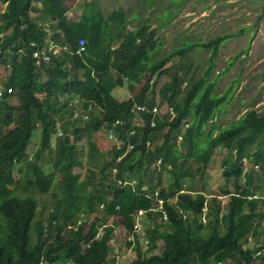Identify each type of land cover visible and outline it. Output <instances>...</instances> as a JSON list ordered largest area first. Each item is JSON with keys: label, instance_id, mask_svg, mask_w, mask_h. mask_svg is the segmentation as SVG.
<instances>
[{"label": "trees", "instance_id": "obj_1", "mask_svg": "<svg viewBox=\"0 0 264 264\" xmlns=\"http://www.w3.org/2000/svg\"><path fill=\"white\" fill-rule=\"evenodd\" d=\"M179 1L169 0L173 12ZM0 2H6L0 13V264H117V235L107 216L122 220V244L132 251L125 264H216L230 257L235 264H257L253 253L264 248V199L246 195L264 185V115L250 107L214 135V121L204 131L231 100L238 81L216 93L219 48L248 27L205 38L184 36L158 55L157 25L141 17L126 26L137 13L123 7L70 19L74 0ZM169 11L163 10V18ZM50 43H57L60 52L48 49ZM36 48L49 61L33 57ZM197 53L203 63L193 62ZM161 76L168 79L157 90L159 100L154 90ZM260 76L264 80V67ZM124 84L130 94L117 99L112 90ZM11 94L15 103L9 101ZM162 103L174 114L169 108L152 111ZM37 128L38 144L31 141ZM98 132L125 144L108 146L109 158L103 159L93 139ZM178 134L182 139L176 143ZM82 135L86 149L76 152ZM217 148L227 151L221 175L233 185L221 191L227 196L221 214L219 200L207 202L202 191L183 188L196 173L206 172ZM80 152L88 174L79 169ZM243 160L258 170L245 169ZM126 176L136 185H116ZM93 180V192L86 193ZM34 193L52 198L46 212L45 199ZM102 200L105 207L99 211ZM140 209L147 221L136 230L134 214ZM80 214L86 218L77 222ZM250 232L255 238L248 247Z\"/></svg>", "mask_w": 264, "mask_h": 264}, {"label": "rangeland", "instance_id": "obj_2", "mask_svg": "<svg viewBox=\"0 0 264 264\" xmlns=\"http://www.w3.org/2000/svg\"><path fill=\"white\" fill-rule=\"evenodd\" d=\"M33 4L35 7H39V4L35 2H33ZM73 5L74 6L69 9V12H67V17L70 19L79 17L82 13H89L92 15L97 10L104 15L117 7H123L129 10V12L137 13L136 20L132 21V17L129 16V21L126 26L139 23L138 19L141 17L151 19L152 25H157V35L162 40L158 55L180 44V39L184 36L195 39L203 35L205 38L225 31H237L241 26L248 27L244 32L237 33L234 38L223 42L219 48L214 66V73L217 74L215 86L216 93L219 94L224 91L232 80L237 79L238 81L236 87H233L231 91V100L221 107L217 116L205 123L204 131L208 130L210 127V121H214V135L219 128H223L236 120L250 107L257 108L258 111L264 115V80L260 76V71L264 67V0H181L177 7L174 8V12L172 7L173 4L170 3L169 0H74ZM167 7L170 8V16L168 19H165L163 18V10ZM5 8L6 2H0V13L3 12ZM252 29L255 31L251 36L250 30ZM55 44L57 45V43ZM240 52L241 54L235 59L229 70L226 73L221 72L224 71L226 62ZM199 57L198 53L193 55V62L203 63V60H199ZM69 66L70 63L67 64V67ZM214 73L212 72V76ZM166 79H168V77L165 78L161 76L159 78L155 86L156 90H154L155 99L158 98L160 100L157 90ZM184 87H186V85H184ZM112 94L117 99H120L130 93H128V89L124 84L122 87H115L112 90ZM9 101L10 103L16 102L14 94H11ZM157 108V111L162 113L169 107L166 103H162L157 105ZM173 114L172 112V115ZM38 136L39 129L37 128L33 131L31 141L38 144ZM93 139L99 150L104 153L105 157H103V159H108L106 148L109 146V143L107 142L105 134L100 132L97 134L95 133ZM84 145L85 136L82 135L75 141L73 150L77 152L80 148L84 147ZM226 152L225 148H217L206 166V172L204 171L205 173L203 172L202 174L196 173L193 182H186L185 184L186 189H191L194 192L202 191L207 202H210L212 198L219 200L223 207L220 213L224 212L226 203V197L221 191L233 187L232 183L229 182V180H225L223 175H221V162ZM44 153L46 160H48V154L46 151ZM79 155L82 159V161L79 162L81 166L79 169L81 173L85 170L86 174H88L86 155L84 156L81 152ZM242 165L245 168L249 167L250 163L244 160ZM256 170H258V168ZM92 186H94V180L91 181V184H87L86 193L90 194L93 192ZM261 190H264V185ZM78 191L81 192L79 189ZM34 196L38 197L40 200L45 199L44 205L46 207L44 212H46L53 203L49 194L34 193ZM40 208L41 203L38 209ZM99 208L101 209L100 206ZM107 217L109 218L110 216ZM83 218H86V214L85 216H83V214L78 215L76 221L81 222ZM110 219H113V224L115 226L113 235H117L116 238L113 239V242L120 251L117 264H125L126 260L132 258V255H127L132 251L130 249L126 251L125 246L122 244L126 237L121 225L122 220L120 217H110ZM146 221L147 219L143 215H140V225L143 226V222L145 223ZM205 228H207V225H205ZM136 229H139L138 225ZM220 231L222 232V229ZM253 235L254 234L251 233V241L247 243L248 246H251L253 243ZM157 241H159V239ZM145 248L146 246L143 245V249ZM157 250L158 249L154 250L153 253L157 252ZM259 257L257 264H264V259H261V256Z\"/></svg>", "mask_w": 264, "mask_h": 264}, {"label": "clouds", "instance_id": "obj_3", "mask_svg": "<svg viewBox=\"0 0 264 264\" xmlns=\"http://www.w3.org/2000/svg\"><path fill=\"white\" fill-rule=\"evenodd\" d=\"M8 89V88H7ZM6 89V91L7 92H11V89H10V91H8ZM1 91V90H0ZM157 107V106H156ZM157 110H158V108H157ZM171 109L169 108V111H170ZM172 111V110H171ZM158 112V111H157ZM154 123L155 122H153V123H151L152 125H154ZM186 128V126H182L181 127V130L182 131H184V129ZM181 136L180 138H178V136ZM106 136V135H105ZM106 139H107V142L109 143V147H113V148H118V149H122V146L125 144V140L124 139H122V138H119V137H117V136H113V135H109V134H107V136H106ZM182 139V135L181 134H178L177 135V137H176V143H179L180 142V140ZM112 141V142H111ZM111 144V145H110ZM108 147V148H109ZM128 149H131V147L130 148H126V149H124L122 152H121V154L120 155H118L117 156V158H119L120 156H122V155H124L125 153H126V151L128 150ZM244 161V160H243ZM247 161V160H246ZM250 163V162H249ZM250 165H251V163H250ZM251 166H253V168H255V169H257L258 168V166H257V164H253V165H251ZM245 169H247V167H245ZM136 179L135 178H133V177H131V176H126V177H123V178H120V179H118L117 180V183H116V185H119V186H134V185H136ZM183 187L185 188V184H183ZM139 188H140V185H139ZM182 191H184V190H182ZM259 196H261V198L262 199H264V193H261L260 191H255V192H253V193H248L247 195H246V197L247 198H249V199H257ZM107 199V198H106ZM226 202H227V196H226ZM105 203H106V201L105 200H102V201H100V202H98L97 203V205H96V209L97 210H99V211H102L103 210V208L105 207ZM226 204V203H225ZM99 206L101 207V209L99 208ZM224 210H225V206H224ZM144 214V210H142V209H140V210H138V212L136 213V214H134V222H133V227H135V229H136V226L138 225L139 226V228H140V223H139V219H140V215L142 216ZM203 214H205V208L203 209ZM221 214V213H220ZM111 217V216H110ZM203 217H204V215H203ZM202 217V218H203ZM262 223L264 224V220H262ZM115 230V229H114ZM137 230V229H136ZM139 230V229H138ZM251 232L250 233H248L247 234V237H246V239H247V242L245 243V245L246 246H248L247 245V243L248 242H250L251 241ZM254 236H253V244H254ZM256 246H258L259 247V244L257 245V243L255 244ZM249 247V246H248ZM257 247V248H258ZM263 249L264 248H258L257 250H255V252L253 253L254 255H256V256H258V259L260 258L259 256H264V251H263ZM233 257H230V258H227V259H224V260H222V261H217V262H215L216 264H235V260H233L232 259ZM257 259V260H258ZM262 259V258H261Z\"/></svg>", "mask_w": 264, "mask_h": 264}, {"label": "built area", "instance_id": "obj_4", "mask_svg": "<svg viewBox=\"0 0 264 264\" xmlns=\"http://www.w3.org/2000/svg\"><path fill=\"white\" fill-rule=\"evenodd\" d=\"M78 45H79V48H80V49L83 48V46H84L83 39L80 38V39L78 40ZM30 46H31V47H35L36 44H35L34 42L31 41V42H30ZM48 49L52 50L54 53H56V51H57V52H60V48H59V46L56 45V44H54V43H50L49 46H48ZM40 55H42V57H43V59H44L45 61H49V56H48L47 54H45V53H43V52L39 53V52L37 51V49H34V50H33V54H32L33 57H39ZM7 90L10 91V88H8ZM152 111H154V112L157 111V107H156V106H153V107H152ZM170 112L172 113L171 110H170ZM183 126H186V124H183ZM180 137H181V136L179 135L178 138H180Z\"/></svg>", "mask_w": 264, "mask_h": 264}, {"label": "bare ground", "instance_id": "obj_5", "mask_svg": "<svg viewBox=\"0 0 264 264\" xmlns=\"http://www.w3.org/2000/svg\"><path fill=\"white\" fill-rule=\"evenodd\" d=\"M54 44H55V43H54ZM58 46H59V45H58ZM37 48H38V47H37ZM37 48H36V49H37ZM38 49H39V48H38ZM39 50H40V49H39ZM41 50H42V48H41ZM43 50H44V49H43ZM45 51H46V50H45ZM33 60H34V59H33ZM34 61H35V60H34ZM40 63H41V62H40ZM133 127H134V126H133ZM129 130H130V129H129ZM114 131H115V130H114ZM47 170H48V169H47ZM204 173H205V172H204ZM151 179H152V178H151ZM198 180H199V179H198ZM199 181H200V180H199ZM201 185H202V184H201ZM183 188H184V187H183ZM184 190H185V189H184ZM166 215H167V214H166ZM168 216H169V215H168ZM141 234H142V233H141ZM141 234H140V235H141ZM140 235H139V236H140ZM137 236H138V235H137ZM141 236H142V235H141Z\"/></svg>", "mask_w": 264, "mask_h": 264}]
</instances>
